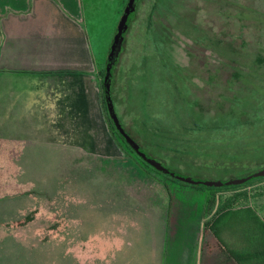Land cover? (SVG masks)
Returning <instances> with one entry per match:
<instances>
[{"label": "rangeland", "instance_id": "1", "mask_svg": "<svg viewBox=\"0 0 264 264\" xmlns=\"http://www.w3.org/2000/svg\"><path fill=\"white\" fill-rule=\"evenodd\" d=\"M127 4L82 0L83 22L100 69ZM131 13L111 90L119 120L139 146L173 171L196 179L226 180L263 167L264 114L250 101L237 109L232 104L234 96L243 99L248 92L238 90L232 70L223 63L230 52L212 40L230 42L250 58L264 56V0H139ZM256 81L264 91V78ZM230 104L245 124H231L237 116ZM106 115L101 103L94 139L86 143L93 150L83 155L69 148L0 154V209L9 204V213L19 215L25 207L21 201L37 204L55 196L98 194L102 183H119L127 194H171L174 202L197 210L200 224L234 194L227 188L187 184L148 166L110 129ZM263 181L238 190L257 187L264 193Z\"/></svg>", "mask_w": 264, "mask_h": 264}, {"label": "crops", "instance_id": "2", "mask_svg": "<svg viewBox=\"0 0 264 264\" xmlns=\"http://www.w3.org/2000/svg\"><path fill=\"white\" fill-rule=\"evenodd\" d=\"M83 19L82 0H0L1 155L93 150L101 69ZM100 190L21 201L19 215L7 203L0 264H264V195L258 211L252 198L206 226L171 196L127 194L119 183Z\"/></svg>", "mask_w": 264, "mask_h": 264}, {"label": "trees", "instance_id": "3", "mask_svg": "<svg viewBox=\"0 0 264 264\" xmlns=\"http://www.w3.org/2000/svg\"><path fill=\"white\" fill-rule=\"evenodd\" d=\"M132 15H133L132 13L129 15L128 20H127V24L131 20ZM255 25H256V27H260V28L262 27L261 24H259V22H255ZM243 27H249L248 23H244ZM124 34H125V32L123 33V38H124ZM211 40L212 39H210L209 41H211ZM238 40L239 39H237V41L234 43L237 44ZM212 42H214L216 45L220 46V49L224 48L225 50H227V52H230L229 55L224 56V62L223 63H224V65H227L232 70L231 76L233 78H236L237 84H238V90L243 91V92H248V94L246 96H244L243 99H241L239 96L238 97L234 96V98H233L234 100L232 101V104H233V102H235L236 109H237V107L243 106L241 104H244L245 101H250L253 105H256L257 108H259L261 114H264V91L260 90L261 85L256 81L257 77L264 78V56H261V55L257 56L256 55V57L250 58L246 51H243L240 53L237 49H235L231 45L230 42H225V43L223 42V45H222L221 39H216V40L213 39ZM221 55H226V54L221 53L220 56ZM116 63H117V60L114 64V66L112 67V75H113V71H114ZM104 69H101L99 71V78H100L99 83H100L101 103L103 104V106L106 109V105H105V101H104V97H103V91H102V77L104 74ZM209 75H208V77L210 78ZM226 82L229 84V82H231V80L226 78ZM111 94H112V90H111ZM112 98H113V95H112ZM232 104H230V110H232V108H231ZM260 106H262L261 109H260ZM106 112H107V110H106ZM232 112L234 115L236 114L235 113L236 110H234V111L232 110ZM235 116H237L236 117L237 119L236 120L234 119L233 122H231L232 125L240 126V125L245 124V123H243V121H240V118L243 117L242 115H235ZM106 117H107V121H108L110 129L120 138V140L124 143L126 148L132 154H134L138 159H140L142 162H144L139 156H137L131 150V148L124 141L123 137L116 131V129H115L112 121L110 120L108 114L106 115ZM128 134L138 144L137 140L129 132H128ZM263 146H264V144H263ZM255 147H256V145H255ZM260 168H262V167H260ZM257 179L258 180L264 179V176L251 178L248 181H246L240 185L223 186V187L210 186V188L215 189V190L220 189V188H227V189L235 190L234 194H232L230 197L222 200V202L218 205L217 210L223 211V210L230 209V208L237 207V206H248L251 199L253 198V203H252L253 210L258 211L259 209L256 205V201L259 199V197L264 195V193L259 191V190H256L257 187L254 188L253 191H251L252 190L251 188L250 189H243V190L239 191L241 188H244V186L248 185L249 183H251ZM258 188H261V187H258ZM211 193H214V192H211ZM169 196H171V194ZM212 203H213V200L209 199L208 206H212L213 205ZM262 222L264 225V218H262ZM205 224H206V226H208V220L206 221ZM207 233L208 232H204V235H207ZM205 237H206L205 238L206 242H205L204 248L206 247V244H208V236H205ZM234 262L236 264H238L235 260H234Z\"/></svg>", "mask_w": 264, "mask_h": 264}, {"label": "water", "instance_id": "4", "mask_svg": "<svg viewBox=\"0 0 264 264\" xmlns=\"http://www.w3.org/2000/svg\"><path fill=\"white\" fill-rule=\"evenodd\" d=\"M137 0H128L125 12L122 14L116 28V32L113 36L110 49L107 55L104 74L102 77V91L103 97L106 105L107 114L112 121L116 131L123 137L124 141L131 148V150L139 156L145 163L153 167L155 170L162 173L168 174L171 177L182 181L187 184L198 185L202 184L205 186L222 187V186H232L240 185L254 177L264 176V167L253 171L247 175L234 177L226 180H208V179H196L193 177L185 176L183 174L177 173L154 158L150 157L128 134L126 129L121 124L119 117L116 113L112 94H111V80H112V67L114 66L123 44V33L126 30L127 20L130 11L135 8Z\"/></svg>", "mask_w": 264, "mask_h": 264}, {"label": "flooded vegetation", "instance_id": "5", "mask_svg": "<svg viewBox=\"0 0 264 264\" xmlns=\"http://www.w3.org/2000/svg\"><path fill=\"white\" fill-rule=\"evenodd\" d=\"M139 2V0H137V2H136V4ZM135 7H136V5H135ZM135 9V8H134ZM121 50H122V48H121Z\"/></svg>", "mask_w": 264, "mask_h": 264}]
</instances>
